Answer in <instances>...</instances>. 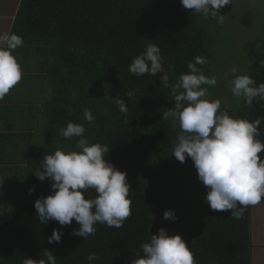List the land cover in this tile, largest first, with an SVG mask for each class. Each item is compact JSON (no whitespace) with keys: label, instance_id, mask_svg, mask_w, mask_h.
<instances>
[{"label":"trees","instance_id":"trees-1","mask_svg":"<svg viewBox=\"0 0 264 264\" xmlns=\"http://www.w3.org/2000/svg\"><path fill=\"white\" fill-rule=\"evenodd\" d=\"M221 26L185 9L180 0L22 1L11 32L24 41L13 52L23 62L22 79L0 100V264L44 259L46 249L57 264H89L92 252L98 257L92 264H131L160 228L181 235L196 264H253L251 206L242 219L207 203L191 213L196 193L207 187L191 158L181 163L172 154L180 129L163 120V112L175 107L171 89L163 87V73L129 71L133 59L155 43L170 85L189 72L187 64L197 56L206 59L197 67L216 76L232 60L225 41L230 32ZM261 61L264 40L251 51L248 75L257 86L264 82ZM204 87L210 100L222 91L220 84ZM129 90L136 93L131 101L124 95ZM116 99L127 103L126 115ZM235 105L229 110L235 118L264 117V101L249 107L241 98ZM85 109L92 111V123L85 120ZM69 121L84 125L90 143L108 145L106 158L127 173L132 214L122 228L97 224L96 234L83 239L73 235L79 227L75 220L66 226L39 221L34 202L53 190L50 180L40 181L34 173L46 154L76 149L78 138L59 134ZM260 130L264 142V122ZM96 195L94 189L85 192L86 198ZM167 210L177 219H164ZM53 229L63 232L62 241L49 244Z\"/></svg>","mask_w":264,"mask_h":264},{"label":"clouds","instance_id":"clouds-1","mask_svg":"<svg viewBox=\"0 0 264 264\" xmlns=\"http://www.w3.org/2000/svg\"><path fill=\"white\" fill-rule=\"evenodd\" d=\"M181 5L204 18L223 23L220 10L232 0H180ZM23 39L16 33L0 35V100L22 79V66L13 52L23 46ZM206 63L197 56L189 62V72L181 73L178 81L170 85L169 75L164 71L160 47L148 43L146 49L136 56L129 71L136 76L163 73L160 80L163 87L171 89L175 107L163 112V120H171L173 127L179 126V133L172 148V154L181 163L191 158L198 173V179L208 188L205 202L213 211L231 210V217L242 219L249 206L264 199V142L260 125L264 117L254 121L235 118L222 107L219 99H208L205 85L215 87L216 77H209L197 65ZM264 66V61L260 62ZM234 77L230 81L234 97L243 98L251 107L256 100L264 101V82L257 86L247 74H237L238 69H229ZM135 97L134 90L124 93ZM118 110L127 114L129 109L124 99H116ZM88 123L95 119L90 109L84 110ZM84 125L69 121L59 130L68 140L78 138L75 150L57 149L46 154L40 168L34 173L40 181H51L52 194L40 197L34 202L39 221L47 224L58 221L61 226L71 225L75 220L79 227L73 235L87 239L96 234L97 224L109 228H122L131 216V186L127 173L117 169L107 158L108 145L90 143L84 136ZM94 189L95 198H86L85 192ZM35 189H30L33 192ZM164 219L175 220L172 210L164 212ZM63 232L53 229L48 243L62 241ZM142 255L137 253L131 264H196L194 254L186 240L179 234L170 236L164 228L158 235L141 244ZM44 259L25 257L22 264H57V257L51 250H44ZM95 252L87 260H97Z\"/></svg>","mask_w":264,"mask_h":264},{"label":"rangeland","instance_id":"rangeland-1","mask_svg":"<svg viewBox=\"0 0 264 264\" xmlns=\"http://www.w3.org/2000/svg\"><path fill=\"white\" fill-rule=\"evenodd\" d=\"M220 12L224 15L221 27H223L224 33L230 32L229 38H226L225 41H227L226 47H229L228 52H230L232 60L224 66L226 69H218L216 76L214 73L222 91L215 94L211 100L219 99L222 107L229 111L241 99L234 97L231 93L230 81L234 77L229 69L235 66L238 69V75H248L251 66V51L254 48H259L260 42L264 40V0H232V3L226 5ZM22 60L24 59L21 58L20 61ZM218 67L220 68V65ZM33 68H36L35 65ZM22 70H24L23 67ZM207 192V188L199 189V192L196 193L198 195L197 202L191 204V213L196 214L202 211L206 203ZM188 205L190 206V204ZM251 211L253 264H264V203L251 206ZM189 221L192 222L193 219L189 218Z\"/></svg>","mask_w":264,"mask_h":264},{"label":"crops","instance_id":"crops-1","mask_svg":"<svg viewBox=\"0 0 264 264\" xmlns=\"http://www.w3.org/2000/svg\"><path fill=\"white\" fill-rule=\"evenodd\" d=\"M22 1L23 0H0V35L4 33L11 34Z\"/></svg>","mask_w":264,"mask_h":264}]
</instances>
